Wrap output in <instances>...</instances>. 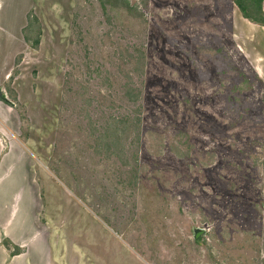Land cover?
I'll return each mask as SVG.
<instances>
[{
  "label": "rangeland",
  "instance_id": "obj_1",
  "mask_svg": "<svg viewBox=\"0 0 264 264\" xmlns=\"http://www.w3.org/2000/svg\"><path fill=\"white\" fill-rule=\"evenodd\" d=\"M3 1L32 232L50 213L65 264H264V25L234 0Z\"/></svg>",
  "mask_w": 264,
  "mask_h": 264
},
{
  "label": "crops",
  "instance_id": "obj_2",
  "mask_svg": "<svg viewBox=\"0 0 264 264\" xmlns=\"http://www.w3.org/2000/svg\"><path fill=\"white\" fill-rule=\"evenodd\" d=\"M29 6L25 8L24 19H27L26 10ZM3 12L4 1L0 0V19H4ZM18 36L12 35L15 43H18ZM7 50L4 49L5 54ZM5 54L0 52V264H65L67 259L63 250L66 245L63 240L58 241L56 235H52L50 213L46 222H42L46 234L32 232L33 210L38 211L34 206L44 204V198L39 192V183L32 169L36 161L31 150L21 139L19 131L8 127L9 115L13 120L16 113L13 111L14 101L5 95L6 83L12 75L16 54L11 53L8 58ZM5 63L7 66H4ZM60 230L62 233L66 231L65 227ZM6 240L10 242L8 246ZM15 245L21 250L12 253L11 248Z\"/></svg>",
  "mask_w": 264,
  "mask_h": 264
},
{
  "label": "trees",
  "instance_id": "obj_3",
  "mask_svg": "<svg viewBox=\"0 0 264 264\" xmlns=\"http://www.w3.org/2000/svg\"><path fill=\"white\" fill-rule=\"evenodd\" d=\"M244 17L264 25V0H234ZM125 6H128L126 1ZM7 241V240H6ZM6 243V242H5ZM8 244V242H7Z\"/></svg>",
  "mask_w": 264,
  "mask_h": 264
},
{
  "label": "water",
  "instance_id": "obj_4",
  "mask_svg": "<svg viewBox=\"0 0 264 264\" xmlns=\"http://www.w3.org/2000/svg\"><path fill=\"white\" fill-rule=\"evenodd\" d=\"M202 230H204L203 228H198L197 230H196V237L199 235V233H200V231H202Z\"/></svg>",
  "mask_w": 264,
  "mask_h": 264
}]
</instances>
